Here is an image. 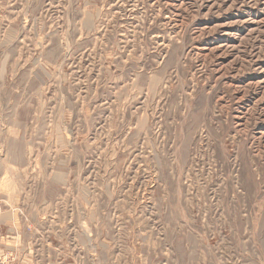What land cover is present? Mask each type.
Instances as JSON below:
<instances>
[{"label":"rangeland","instance_id":"obj_1","mask_svg":"<svg viewBox=\"0 0 264 264\" xmlns=\"http://www.w3.org/2000/svg\"><path fill=\"white\" fill-rule=\"evenodd\" d=\"M0 264H264V0H0Z\"/></svg>","mask_w":264,"mask_h":264}]
</instances>
